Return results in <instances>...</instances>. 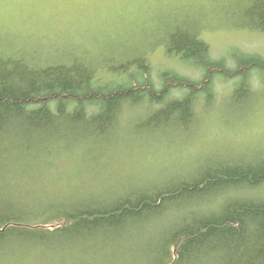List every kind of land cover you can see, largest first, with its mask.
<instances>
[{"label": "trees", "instance_id": "trees-1", "mask_svg": "<svg viewBox=\"0 0 264 264\" xmlns=\"http://www.w3.org/2000/svg\"><path fill=\"white\" fill-rule=\"evenodd\" d=\"M242 10L239 26L264 32V0H253ZM200 30L194 22L179 24L166 42L169 53L193 62L199 72L195 79L174 69L155 79L143 53L132 61L104 66L111 74L104 79L97 73L98 59L73 55L54 62L0 45V181L9 199L0 209V232L9 254L5 264L22 261L15 257L42 258L44 241L53 238L61 240L54 251L63 256L71 251L66 243L83 236L126 237L142 228L139 223L146 216L148 227L156 228L154 236L146 232L145 246L118 242L134 252L131 256L124 251L118 264H264V198L258 194L264 187V159L258 156L248 162L224 158L222 164L200 167L196 176L174 178L155 191L95 207L60 198L75 196L72 189L62 195L43 191L42 196L30 185L33 177H42L65 155L72 157L86 146L62 143L65 137L83 133L101 138L125 107L161 117L179 112L192 123L199 104L213 98L215 82L237 80L234 97L250 91L248 80L253 72H264V56L234 55L236 64L231 67L226 58L210 55ZM209 187L232 194L206 202L201 192ZM156 214L162 219L152 224ZM31 238L30 246L13 243Z\"/></svg>", "mask_w": 264, "mask_h": 264}, {"label": "rangeland", "instance_id": "rangeland-1", "mask_svg": "<svg viewBox=\"0 0 264 264\" xmlns=\"http://www.w3.org/2000/svg\"><path fill=\"white\" fill-rule=\"evenodd\" d=\"M251 1L237 0L228 5L177 2L102 6H23L7 2L0 6V45L26 53L28 51L31 57L53 59L54 62L73 55L86 60L98 59L101 64L97 73L103 75L104 79L111 76L104 71V66L132 61L143 53L152 65L155 79L172 69L195 79L199 72L193 69V62L181 60L167 51L166 42L170 31L179 24L190 25L194 22L200 25V37L209 44L210 55L215 59L226 58L231 67L236 64L234 55L240 57L244 53H256L264 56V32L239 26L244 20L242 8ZM253 78L259 79L260 76L253 72L248 80L250 91L236 94V97L232 95L237 80L215 82L213 98L205 105L199 104L198 117L192 123L190 117H181L179 112L161 117L150 112L141 113V109L125 107L106 135L110 126L104 128L101 138L83 133L65 137L62 143L77 141L86 146L77 150L78 153L75 152L76 155L72 157L65 155L59 163L52 165L49 169L52 171L45 172L42 177H33L30 185L42 196H46L43 191L62 195L65 189H72L75 196L65 192L66 195L60 198L95 207L104 201L116 202L132 194L155 191L174 178L196 176L201 173L200 167L222 164L220 161L224 158L226 161L248 162L256 156L226 150L210 160L179 167L171 174L170 180L155 179L159 175L158 165L161 161L185 151L189 138L184 133L188 129L199 131L203 138H215L221 134L223 122L227 120L235 129L232 142L240 143L244 139L260 118L259 100L256 106L247 109L241 107L240 103L251 93ZM202 118H206V124L199 128ZM133 169L137 171L139 179L135 184H129L125 177ZM15 186L20 187L18 183ZM258 191L261 194L264 187ZM239 193L244 194L242 191ZM259 198H264V195ZM151 219L153 224L162 218L156 214ZM128 221L133 222L132 219ZM148 221L146 216L139 223L142 228L132 229L126 237L109 236L107 240H96L83 236L71 240L66 243L71 251L67 250L63 256L54 251L61 247V240L53 238L44 241L45 246L40 249L44 255L42 258L15 257L22 261L13 264H118L125 255L124 251L131 256L134 254L131 248L119 247L118 242L127 245L141 242L145 246L148 238L146 232L154 236L156 228L148 227ZM102 233L105 231H99L98 234ZM13 243L30 246L34 239ZM141 252L142 249L138 253Z\"/></svg>", "mask_w": 264, "mask_h": 264}, {"label": "snow or ice", "instance_id": "snow-or-ice-1", "mask_svg": "<svg viewBox=\"0 0 264 264\" xmlns=\"http://www.w3.org/2000/svg\"><path fill=\"white\" fill-rule=\"evenodd\" d=\"M7 2L16 3L23 6L32 5H77V6H102L113 4H171L177 2L183 3H199V4H221L228 5L237 2V0H0V6ZM259 100V122L245 134L244 139L240 143L232 142L235 137V129L230 122L225 120L221 129V134L215 138H203L199 131L194 132L188 129L184 135L189 138V142L185 145V151L182 154L174 155L169 159L161 161L158 165L159 175L155 179L170 180L174 170L186 164L199 162L201 160H210L224 151H235L237 153L251 154L264 159V72L261 73L259 79L253 78L251 84V93L246 95L241 103V107L253 108ZM206 124V118H202L199 128H203ZM129 184H135L139 179L135 169L128 172L125 177ZM232 193L223 189H202L201 196L206 202L216 201ZM264 195V192L261 193ZM9 203L8 194L4 189L2 181H0V209H3ZM7 241L3 233L0 232V264H5L8 259Z\"/></svg>", "mask_w": 264, "mask_h": 264}]
</instances>
